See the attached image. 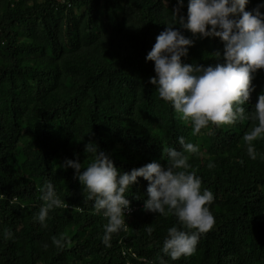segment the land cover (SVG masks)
Instances as JSON below:
<instances>
[{
  "label": "trees",
  "instance_id": "trees-1",
  "mask_svg": "<svg viewBox=\"0 0 264 264\" xmlns=\"http://www.w3.org/2000/svg\"><path fill=\"white\" fill-rule=\"evenodd\" d=\"M187 3L178 16L186 18ZM258 3L249 0L245 10ZM175 5L0 0V264H264V156L250 159L241 139L251 122L209 125L193 136L191 123L179 120L148 82L154 62L145 57L173 23ZM173 27L194 41L182 63L223 62L220 38ZM252 85L246 111L264 91V69L256 71ZM180 136L199 144L201 154L189 163L202 188L213 193L212 228L200 235L192 255L171 260L160 249L167 228L179 224L171 214L143 209L149 182L139 177L125 193L138 210L126 218L127 230L113 233L105 246L106 218L93 211L74 170L60 165L78 159L85 167L92 156L84 146L94 142L120 172L152 161L166 167L162 152L179 149ZM254 144L264 154V139ZM45 180L66 206L51 211L41 226L32 217ZM5 228L13 238L3 239ZM60 233L70 237L63 248L51 241Z\"/></svg>",
  "mask_w": 264,
  "mask_h": 264
},
{
  "label": "clouds",
  "instance_id": "clouds-1",
  "mask_svg": "<svg viewBox=\"0 0 264 264\" xmlns=\"http://www.w3.org/2000/svg\"><path fill=\"white\" fill-rule=\"evenodd\" d=\"M249 0H188L187 16L179 15L184 0H176L172 10L173 23L166 24L157 36L146 61H153L154 76L149 83L155 86L158 97L169 103L177 118L191 123V134L197 136L209 125L220 127L237 121H250L247 131L241 137L246 155L256 160L264 156L257 151L254 141L264 139V91L258 94L251 111L243 107L254 91L253 75L264 69V0L251 10H245ZM187 29L193 35L218 37L223 42V62L215 65L182 63L194 41L173 27ZM210 26V27H209ZM220 56V53H216ZM176 147H167L162 159L167 166L157 161L149 162L128 172H120L104 151L98 150L94 142L85 144L84 151L92 158L85 167L78 159H65L62 168H72L74 178L83 185V190L92 200L95 213L106 218L101 242L110 246L113 233L127 230V219L138 210L130 206L125 193L139 177L148 181L143 209L176 217L167 228L160 251L175 261L182 256L192 255L202 233L215 223L208 205L213 193L202 188V181L189 163L192 155H200L199 144L186 142L178 137ZM209 169L215 164L210 160ZM191 169V170H190ZM42 201L33 214V220L45 226L49 213L65 207L51 181L45 180L38 189ZM130 207L136 210L131 211ZM126 219V220H125ZM150 234L152 228H147ZM3 239L13 238L5 228ZM52 244L63 248L70 243L66 233L51 237ZM48 245L45 244L44 248Z\"/></svg>",
  "mask_w": 264,
  "mask_h": 264
},
{
  "label": "built area",
  "instance_id": "built-area-1",
  "mask_svg": "<svg viewBox=\"0 0 264 264\" xmlns=\"http://www.w3.org/2000/svg\"><path fill=\"white\" fill-rule=\"evenodd\" d=\"M131 208V211L129 212V213H127L126 214V216H129L130 214H132L135 210H136V207H130ZM123 255H127V252L126 251H124L123 252ZM133 256L135 257L136 255L135 254H133Z\"/></svg>",
  "mask_w": 264,
  "mask_h": 264
}]
</instances>
